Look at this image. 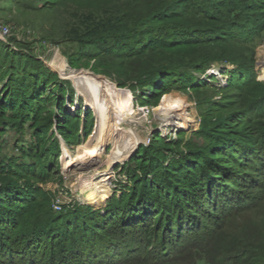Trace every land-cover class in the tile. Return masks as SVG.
<instances>
[{
	"label": "trees",
	"instance_id": "16d2710c",
	"mask_svg": "<svg viewBox=\"0 0 264 264\" xmlns=\"http://www.w3.org/2000/svg\"><path fill=\"white\" fill-rule=\"evenodd\" d=\"M263 3L264 0H38L37 3L32 0H17L14 4L23 15L35 13L34 26L46 33L47 40L77 46L72 56L80 60L95 59L94 70L112 77L123 87L135 81L142 87L157 88L158 77L162 74L173 79L180 76L184 83L195 87L194 82L197 77L194 73H204L214 61L234 65L235 69L228 80V89H233L237 93L235 96L239 97L238 106L243 110L242 121L248 126L254 124L253 130L260 135L259 123L253 121L257 117L264 116V81L258 78L254 52L260 39L264 40ZM9 54L6 51L5 56ZM35 74L33 73L32 77L35 76L34 79L38 82L37 74ZM46 77L44 75L45 79ZM211 78L215 77L211 76ZM168 82L164 85L165 87ZM42 84L46 86L45 81L41 82V86ZM6 87L0 90V132L9 123L17 129H22L25 123L36 124L37 115H32L34 112L31 107L33 99L39 97L40 92L36 93L39 87H31L25 102L21 101V97L23 98L26 94L24 92L29 85L24 89L17 88L16 93L19 95H13V90L7 91ZM4 92L6 95L3 98ZM158 92L155 91V93ZM76 125L77 123L70 121L66 127L59 128V133L72 145L81 144L79 140H76L79 134L74 130ZM226 125L235 128L237 123L227 122ZM70 127L71 132L68 131ZM231 133L236 135L238 132L234 129ZM32 135L33 142L29 146H21V155L13 158V161L6 163V159L0 155V256L3 258L0 264H4L5 261L6 264H11L13 258L20 257L25 248H28L29 241L48 237L47 239L51 238L50 241L57 238L61 243L62 236L58 235V229H62V221L65 222L72 216L77 220L81 217L86 219L90 217L94 224L88 227L94 230L99 227L101 241H97L89 233L84 235L78 226L79 234L78 237H72L71 249L77 251L83 245L88 255L95 256L93 258L95 264L114 262L116 256L123 254L117 251L121 243L109 232L104 235L103 231L106 226V230H113L112 224L116 216L112 214L115 209L117 214L123 215L127 207H130L133 214L131 220L135 219L137 214L144 212L143 209L138 211L133 208L134 203L138 207L145 203V199L140 195L141 190L139 193L143 181L134 176L133 186L129 191L126 190L129 187L122 190L123 192L117 197L114 195L104 209V215L100 210L79 206L56 213L52 207L51 192L40 187L21 189L18 186L8 189L9 186L14 185L11 183L14 180L1 177L4 170L15 171L13 173L22 179L34 177L37 182L44 183L49 178L48 174L57 170L58 164H55L49 172L47 165H42L40 158L44 149L41 150L39 145L34 144V141L39 138L37 131ZM259 135L251 136L250 140L253 143L248 145L252 148L255 158L246 157L249 152L243 154L239 147L234 148L231 152L233 157L229 159L228 165L223 166L227 170L219 165L222 158L219 151L214 148L208 149L198 143L197 147L195 146L191 151L192 153L189 152L192 156L190 160H193L189 170L191 175L195 172L199 180L206 182L205 186L200 185L197 190L189 187L190 179L188 180L181 172L178 164L168 166L165 180L157 189L159 211H155L151 204H147L144 208L148 209H146L147 216L157 215L159 212L156 225L164 222L165 225H162V228L167 231L172 230L173 222L171 224L165 216H169L170 211L175 213L176 208L180 213L187 209L186 212L196 219L197 211L203 206V202L195 204L188 200L184 208H181L177 205L178 202L175 201L176 204L172 202L175 192L173 194L170 183L175 187L186 188V192L191 193L193 198H199L198 193L202 199L208 200L213 205L224 201L228 206H233L231 202L233 197L239 198L240 187L244 185L240 178L247 180V177L239 175L241 172L235 168L243 167L251 170L264 168V161L257 154L261 150L264 152L263 143L262 147L258 142ZM156 140L153 147L152 144L143 147L144 152L152 150L157 154L165 149L163 139L158 137ZM239 155H244L242 160ZM139 161L140 167L149 169L151 178L160 176L162 166L157 163L159 161L153 158H142ZM177 162L174 160L172 163ZM214 164L218 165L213 166ZM219 167L222 168L218 169ZM217 170H220L219 175ZM150 180L152 181V179H146L145 182ZM184 196L189 199L188 195ZM167 199L171 200L168 211ZM93 217L96 218L93 219ZM17 232H22L21 238L15 235ZM23 236H27V239L24 240ZM159 239L155 234L151 240L144 241L151 254L149 257L135 255L134 251L133 253L129 251L115 264L120 262L179 264L184 261L188 264H198L200 259L194 260L193 257H200L204 252L207 253L213 243L211 235L185 236L184 241H187L185 253L183 250H178L175 254L174 246L168 249L167 243ZM111 243L116 244V247H113ZM89 245L93 248L88 247ZM157 245L165 250L162 255L159 253L154 255ZM61 250L64 251L63 244ZM191 254L194 256H190ZM50 256L52 260L53 250ZM146 258H150L149 261H146ZM217 264H264V239L243 242L237 249L224 253Z\"/></svg>",
	"mask_w": 264,
	"mask_h": 264
},
{
	"label": "rangeland",
	"instance_id": "374dc122",
	"mask_svg": "<svg viewBox=\"0 0 264 264\" xmlns=\"http://www.w3.org/2000/svg\"><path fill=\"white\" fill-rule=\"evenodd\" d=\"M9 1L0 0V90L8 85L6 87L7 91L12 92L13 90V95H19L16 93L17 88L24 89L25 86L29 85L24 92L26 94L23 98L21 97L23 102L28 98L31 87H39L36 93L40 92V94H38L39 97L33 99L31 107L34 112L32 115H37L38 122L36 124L34 122L25 123L22 129H17L10 123L6 125L3 128L4 130L0 132V155L6 159V163L13 161V158L21 155V146L26 147L33 142L32 134L37 131L39 138L34 141V144L39 145L38 147L41 150L44 149L40 158L42 165H47L48 172L55 164H58V166L56 171L48 174L49 178L44 183L37 182L34 177L22 179L13 173L15 171L7 172L4 170L1 177L14 180L11 182L14 185L9 186L8 189L18 186L21 189L40 187L47 192H51L53 195L52 207L56 213L79 206L80 208L100 210L104 215V209L109 200L114 195L119 196L123 192L122 190L127 187L129 188L126 190L129 191L130 187L133 186L134 176L140 178L143 184L140 185L139 193L141 190L140 195L145 199V203L140 204V207L134 203L133 208L138 211L143 209L144 212L137 214L138 216L131 220L133 214H131L130 207H127L123 215L117 214L115 209L112 214V216L114 214L116 216L114 224H112L113 230H106V226L105 231H103L104 235L109 232L121 243L117 251L123 254L116 256L114 262H110V264L122 260L125 257L124 254L129 251H132V253L134 251L135 255H148L149 257L151 254H149L144 241L151 240L155 234L160 238L159 240H164L167 243L168 249L174 246L175 254L178 250H183L185 253L184 248L187 244V241H184L185 236H213V243L208 248L207 253L204 252L200 257H193L194 260L200 259L198 264H217L224 253L237 249L243 242L249 243L256 239H264V168L258 170L243 167L235 168L241 172L239 175L247 177V180L240 178L241 183L244 184L240 187L241 195H238L239 198L233 197L231 201L233 206L231 207L225 204L224 201H219V203L213 205L208 200L202 199V196L198 193L197 197L199 198H193L191 193L186 192V188L175 187L170 183L169 186L172 188L173 194L175 192L176 198L172 199V202H178L177 205L181 208H184V204L188 200L193 201L195 204L203 202V206L197 211L196 219L186 212L187 209L183 210L182 213L177 212L178 208L174 210L175 213L170 211V215L165 216V219L170 221L171 224L173 222L171 231L162 228V225H165L164 222L156 225L159 212L157 215L148 217L147 208L144 209L147 204H151L155 211H159V207H157V204H159L157 189L163 184L162 181L165 180L168 166L170 167L172 164H178L181 172L186 175L188 180L190 179V181L187 180L190 184L189 187L197 190L198 186H205L206 182L199 180L195 172L191 175V170H189V167L193 165V160H190L192 158L190 153H192L191 151L195 146L197 147L198 143L203 147H208V149L214 148V150L219 151L222 157L219 165L222 167L228 165L229 159L233 157L231 152L234 148L239 147V149H242L243 154L249 152L246 157L255 158L252 148L248 145L253 143L250 140L251 136H257L259 133L256 134L253 130L252 125L254 124L248 126L242 121L244 118L241 117L243 110L238 106L239 97L235 96L237 93L233 89H228V80L231 72L235 69L234 65L214 61L212 66L204 73H194L197 77L194 82L195 87L184 83V80L179 78L180 76L173 79V77L168 78L167 75L163 74L158 77L157 88L142 87L135 81L123 87L112 77L97 73L93 68L95 59L90 61L80 60L78 57L72 56L77 50V46L69 43L58 44L47 40L46 33L34 26L35 13L31 12L23 15L14 4L17 0ZM32 1L34 3L38 2V0ZM262 49H264V40L260 39L255 48L254 60L258 78L264 81L261 77L262 68L259 56ZM6 51L10 53L8 56H5ZM55 58L62 60L63 68L52 65ZM63 69L67 74L64 73ZM80 72L87 73L95 78H101L114 85L115 92H122L121 95L124 94L123 97L126 100L123 103L125 106L124 114L134 116V121L138 120L137 123L141 124L138 126H141V128L155 118L153 112L157 107L176 106L183 114V117L177 118L179 120L177 124L155 123L153 125L154 130L147 141L138 145L132 157L123 163L111 165V170L107 173V177H111L108 193L102 197V204L98 208L84 203L80 198V192L71 187L70 181L75 177V166L72 159L78 144L68 143L59 133L60 127H66L70 121H73L77 123L74 130L79 133L76 140L84 143L89 140L97 129L98 118L95 110L91 105H88L85 95L82 92L80 93L76 83L68 76L69 73L77 74ZM33 73L37 74L38 82L34 79L35 76L32 77ZM44 75L47 76V79L44 78ZM211 76L215 78H211ZM200 80L202 82H199ZM42 81H45L46 86L43 84L41 86ZM167 82L168 85L165 87L164 85ZM155 91L159 92L155 93ZM5 93L2 94L3 98L6 95ZM227 122H235L237 126L232 128L226 125ZM253 122L259 123L260 135L258 136V142L261 146L263 143L264 146V116L257 117ZM234 129L238 132L236 135L231 133ZM68 131H72L71 127ZM158 137L163 139L165 149L157 154L152 150L144 152L143 147L151 144L153 147ZM65 147L69 150V153L65 154ZM112 148V144L108 145L106 153H110ZM261 151L257 154L264 161V152ZM239 156L241 160L244 157V155ZM142 158H153L159 161L157 163L162 166L160 176L156 175L151 178L149 169H144V167L138 165V163H141L139 159ZM174 160L178 162L172 163ZM205 164L208 165V163ZM217 165L214 164L213 166ZM94 167L98 168L99 165ZM223 168L227 170L226 167ZM98 169L100 171L104 170L101 166ZM83 171L89 172L88 169ZM106 172L103 171L102 173ZM219 173L220 170H217V175ZM99 177L100 175H95L88 180H91L90 183H97ZM146 179H152V181L145 182ZM184 195H188L189 199L185 198ZM170 202L171 200H166L167 211L170 210ZM57 203L61 206V209L57 210L55 208ZM147 207L149 208V206ZM141 215H143L142 218ZM118 221H121V224ZM92 223L90 217L88 219L81 217L77 220L72 216L69 220L62 221L63 231L61 228L58 229V235L62 236L61 243L57 238L50 241L51 238L47 239L48 237L29 241L28 248H25L20 257L13 258L11 264H95L93 263L95 256L93 254L88 255L83 245H81L80 250L73 251L71 249L72 237H78L79 234L78 226L84 235L89 233L97 241H101L98 232L99 227L96 230L88 227ZM15 235L21 238L22 232H17ZM26 239L27 236L24 237V240ZM62 244L64 251L61 250ZM111 244L116 247V244ZM88 247L93 248L91 245ZM52 250L53 259L51 260ZM164 252L163 247L157 245L154 255H158V253L162 255ZM190 256L194 255L191 254ZM1 259L3 258L0 256ZM149 259L146 258L145 260L149 261ZM3 263L6 264V261ZM146 263L148 262H144V264ZM118 264L126 263L120 262ZM179 264H188V262L184 261Z\"/></svg>",
	"mask_w": 264,
	"mask_h": 264
},
{
	"label": "bare ground",
	"instance_id": "6f19581e",
	"mask_svg": "<svg viewBox=\"0 0 264 264\" xmlns=\"http://www.w3.org/2000/svg\"><path fill=\"white\" fill-rule=\"evenodd\" d=\"M259 56L262 68L261 77L264 79V49L259 52ZM61 61L55 58L52 65L63 68L64 65ZM64 69L63 71L66 73ZM68 76L76 83L80 93L85 95L88 105L93 107L98 118V126L94 134L89 140L79 144L75 152L73 151L72 161L75 166V177L71 179L70 185L80 192V198L84 203L98 208L102 204V197L108 193L111 177H107V173L111 170V165L123 163L129 159L138 145L147 141L154 130L155 123L177 124L179 123L178 117H183V114L176 106H160L153 112L155 118L141 128L138 126L140 124L137 123L138 120L134 121V116L124 114L123 103L126 102L124 94L115 92L114 85L84 72L69 73ZM121 112L123 114H120ZM110 144L113 145V148L110 153H106V147ZM64 149L65 154L69 153L66 147ZM95 165L103 167V171L107 172L102 173L103 171H100L99 167L95 168ZM85 169H88L89 172H84ZM95 175H100L99 181L90 183L91 180L88 179Z\"/></svg>",
	"mask_w": 264,
	"mask_h": 264
},
{
	"label": "built area",
	"instance_id": "2783aa9c",
	"mask_svg": "<svg viewBox=\"0 0 264 264\" xmlns=\"http://www.w3.org/2000/svg\"><path fill=\"white\" fill-rule=\"evenodd\" d=\"M55 208L58 210V209H61V206L57 203V205L55 204Z\"/></svg>",
	"mask_w": 264,
	"mask_h": 264
}]
</instances>
